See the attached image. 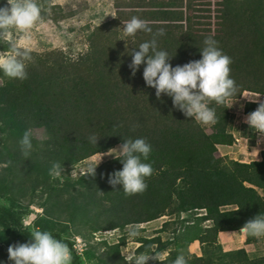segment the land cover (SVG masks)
<instances>
[{
    "label": "trees",
    "instance_id": "16d2710c",
    "mask_svg": "<svg viewBox=\"0 0 264 264\" xmlns=\"http://www.w3.org/2000/svg\"><path fill=\"white\" fill-rule=\"evenodd\" d=\"M199 4L195 0H113L114 16L94 27L85 51L73 57L61 49L33 50L26 80L0 74V163L5 164L0 193L12 206V211H0V261L12 264L6 242L12 227L26 241L30 238L31 229L21 225L13 208L37 202L43 210L33 226L63 239L72 250V264L92 257L96 264H130L119 249L124 235L112 244L99 238L96 244L101 252L89 244V238L162 216L167 219L160 231L171 227L172 237L162 241L158 235L139 236L137 253L169 249L165 264L180 252L188 264L263 263L255 251L243 247L224 250L218 234L239 230L264 213V149L262 159L248 162L209 152L217 144H233L237 137L227 103L210 105L216 109L217 121L207 132L175 108L171 97H156L155 89L143 79L144 64L134 76L130 74L128 51L151 34L138 32L135 44L118 39L122 22L132 16L146 20L153 31L164 28L159 46L174 54L170 63L175 66L199 59L205 37L211 36L231 57L230 76L239 85L240 94L228 100L239 99L247 90L262 95L264 101V0H212L209 8ZM210 5H215L212 11ZM199 11L213 13L215 30L202 26L210 23L200 19L210 16ZM9 42L0 37V50L10 51ZM242 101L245 114L259 104ZM36 127L43 128L46 137H33L31 155L25 158L18 140L25 129ZM245 128L238 135H247ZM93 133L100 136L97 145L89 141ZM128 137H144L152 145L149 162L154 171L146 180V191L126 196L120 185L114 189L108 183L109 174L122 168L115 157L98 164L94 176H71L72 166ZM54 162L63 169L61 177L50 174ZM188 216L195 217L192 231L176 232L177 224L190 222ZM76 236L87 241L82 252L74 247ZM246 239L258 238L246 235ZM193 240L199 242L200 254L186 250ZM146 264L164 262L150 259Z\"/></svg>",
    "mask_w": 264,
    "mask_h": 264
},
{
    "label": "clouds",
    "instance_id": "9594fccd",
    "mask_svg": "<svg viewBox=\"0 0 264 264\" xmlns=\"http://www.w3.org/2000/svg\"><path fill=\"white\" fill-rule=\"evenodd\" d=\"M40 18L41 6L38 0H6V4L0 6V37L8 35L10 31L27 33ZM122 25V35L118 39L125 40L126 44L129 42L135 44L138 32L151 34L150 39L143 40L128 51L132 57L128 65L130 74L134 76L144 64L143 79L147 86L155 89L156 97L161 98L162 94L171 97L173 106L186 117H191L198 125L208 126L216 123V109L210 106L213 102L216 105H225L229 98L240 94L239 85L230 76L231 57L218 47L219 42L213 37H205L199 59L173 66L170 59L174 54L159 46V38L165 35L164 28L153 31L146 20L137 16L122 22ZM9 46L10 51L0 53V74L10 79L26 80L27 66L32 60L33 50L26 44L14 41H10ZM242 95L240 99L247 101ZM254 95L257 97L252 98L253 100L261 96L257 93ZM253 102L259 104L255 110L247 114L246 123L264 138V101ZM99 137L93 133L89 136V141L97 145ZM32 141V131L25 129L18 140L25 158L31 155ZM111 149L114 151L109 153L121 161L122 168L109 174L108 183L114 189H117L116 185H120L119 188L123 189L126 196L146 191L148 188L146 180L154 171L152 163L149 162L151 143L144 137H128L123 138L119 149ZM103 155L104 153L86 162L81 174L94 176ZM49 171L54 176H60L63 169L59 162H54ZM239 231L258 239L264 237V213L247 220ZM28 233L30 238L26 242L8 246V259L12 264H72V250L63 239L49 230L31 229ZM139 234L135 226L128 230L129 238H136ZM150 258L165 264V256L155 249L145 253L131 250L125 260L130 264H146ZM0 264L5 262L0 261ZM171 264H188V258L180 252Z\"/></svg>",
    "mask_w": 264,
    "mask_h": 264
},
{
    "label": "rangeland",
    "instance_id": "374dc122",
    "mask_svg": "<svg viewBox=\"0 0 264 264\" xmlns=\"http://www.w3.org/2000/svg\"><path fill=\"white\" fill-rule=\"evenodd\" d=\"M197 3H201L198 6L201 8H209L208 2L212 0H195ZM38 3L41 6V18L36 22V24L28 30L27 33H21L18 31H10L8 35L3 36L2 38L8 41H14L18 44H26L32 48V50L37 52H45L54 49L63 50L68 56H76L77 53L83 52L87 49L88 46V37L94 27L99 24L111 19L115 13V7L113 5V0H38ZM6 4V0H0V6ZM215 5H210L211 11ZM199 14H205V16L200 20L203 22H209L211 30H215L217 27L216 17H213L212 12L199 11ZM210 14V15H209ZM8 51L0 50V53H6ZM1 83V80H0ZM257 95H252L253 98H256ZM260 100H263V96L258 97ZM257 98V99H258ZM233 102V103H232ZM232 104V105H231ZM231 105V106H229ZM243 101L239 99L228 100L227 106L229 110L233 113V125L232 132L237 135L236 141L233 145H215L210 148L208 151L216 156H227L229 158L238 159L241 161L248 162L252 159H262L261 150L264 149V138L256 132L254 129H251L246 123V116L243 112ZM242 126H246L247 135L244 137L238 135L242 129ZM206 128L207 132L211 131V125L203 126ZM33 137L38 140H42L46 137L45 131L43 128H31ZM121 144H117L112 148L119 149ZM109 151H114V149H109L102 153H96L92 156L78 162L70 168V174L72 177H77L82 173V169L86 166V162L93 159V157H99L104 153L101 158V162L106 161L110 158L115 157L114 154L109 153ZM99 163V164H100ZM5 167L4 163H0V172L2 168ZM62 175V174H61ZM60 175V177H61ZM264 194V192H262ZM10 210L12 211V206L10 199L4 194L0 193V211L1 210ZM43 206L40 203L32 202L28 207L16 206L13 208V212H16L18 215L19 222L25 227L30 229H35L33 223L36 219L42 214ZM195 217L188 216L190 220L189 223L181 226L177 224L176 232H184L186 229L192 231L193 223L192 219ZM166 216L154 219L152 221L142 223L138 226L139 235L136 238H129L128 230L134 225H128L123 229H115L104 232H96L89 238V244H92L97 247V252H101V247H99L98 240L99 238H106L109 243L117 242L120 235L125 236L124 243H120L119 249L120 253L123 255L124 259L127 253L131 250H135L138 246L137 238L139 236H147L148 238L159 236L162 241L167 238L172 237L171 227L166 231H160V227ZM1 228V227H0ZM240 232V231H239ZM241 233V232H240ZM66 233H62V237H65ZM186 239V238H185ZM6 242L9 244H15L17 242L23 243L26 242L25 239L19 233V229L12 227L11 231L8 232L6 237ZM74 247L78 252H82L83 248L87 245V241L81 236L74 237ZM182 242H185L183 239ZM171 246V245H170ZM155 247V244L150 248ZM182 248V247H181ZM247 249H252L255 251L256 256L262 258L264 264V237L257 239L255 242H252ZM186 250L191 253L200 254L201 248L197 240H193L187 244ZM150 252V251H149ZM169 249H166L160 252L163 256H167ZM151 259V258H150ZM149 259V260H150ZM82 264H96L95 258H82ZM255 264V263H254Z\"/></svg>",
    "mask_w": 264,
    "mask_h": 264
},
{
    "label": "crops",
    "instance_id": "0c3cea01",
    "mask_svg": "<svg viewBox=\"0 0 264 264\" xmlns=\"http://www.w3.org/2000/svg\"><path fill=\"white\" fill-rule=\"evenodd\" d=\"M236 138H235V140H236ZM233 144H231V145H233ZM231 145H228V146H231ZM218 235H219L220 243L223 246L222 248L224 250H228V249L231 250V249H236V248H239V247H243L247 251H253L252 249H250V250L247 249V247L250 244H252V242L248 241L246 239V234H244L242 232L240 233L239 230L220 231Z\"/></svg>",
    "mask_w": 264,
    "mask_h": 264
},
{
    "label": "built area",
    "instance_id": "2783aa9c",
    "mask_svg": "<svg viewBox=\"0 0 264 264\" xmlns=\"http://www.w3.org/2000/svg\"><path fill=\"white\" fill-rule=\"evenodd\" d=\"M254 93L253 92H250V91H245L244 92V95H248L249 97H246V96H244V95H242V97L244 98V99H246L247 101H262V100H257V99H255V100H253L254 98L252 97V95H253ZM253 98V99H252Z\"/></svg>",
    "mask_w": 264,
    "mask_h": 264
}]
</instances>
